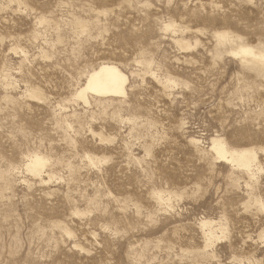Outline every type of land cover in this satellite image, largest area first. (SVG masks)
<instances>
[{"label": "rangeland", "instance_id": "1", "mask_svg": "<svg viewBox=\"0 0 264 264\" xmlns=\"http://www.w3.org/2000/svg\"><path fill=\"white\" fill-rule=\"evenodd\" d=\"M241 46L264 51V0H0V264H264ZM103 63L127 92L85 102Z\"/></svg>", "mask_w": 264, "mask_h": 264}, {"label": "bare ground", "instance_id": "2", "mask_svg": "<svg viewBox=\"0 0 264 264\" xmlns=\"http://www.w3.org/2000/svg\"><path fill=\"white\" fill-rule=\"evenodd\" d=\"M234 54H242L250 56L264 64V51H256L250 46H241L234 51ZM128 76L115 64L103 63L96 69H93L86 77L85 83L77 90L78 97L83 96L85 102L88 100V92H92L99 96H121L126 94V83ZM212 148L219 158L228 159L229 153L232 157L238 154V159L242 160L246 156V151L230 152L227 150L223 142L214 138L212 140ZM252 149V148H251ZM42 157L35 156L30 160L29 169L38 170L43 166ZM246 169V168H245Z\"/></svg>", "mask_w": 264, "mask_h": 264}, {"label": "snow or ice", "instance_id": "3", "mask_svg": "<svg viewBox=\"0 0 264 264\" xmlns=\"http://www.w3.org/2000/svg\"><path fill=\"white\" fill-rule=\"evenodd\" d=\"M185 86H187V85H185ZM80 98H83V96L81 95ZM259 205H260L261 210H264V202H260Z\"/></svg>", "mask_w": 264, "mask_h": 264}]
</instances>
